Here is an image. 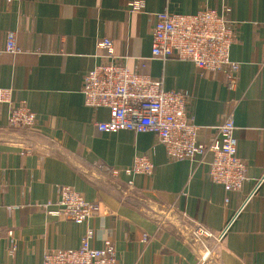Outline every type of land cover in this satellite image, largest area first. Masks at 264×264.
<instances>
[{
  "label": "crops",
  "instance_id": "0c3cea01",
  "mask_svg": "<svg viewBox=\"0 0 264 264\" xmlns=\"http://www.w3.org/2000/svg\"><path fill=\"white\" fill-rule=\"evenodd\" d=\"M128 1L0 0V88H11L13 103L24 102L37 119L33 129L9 128V108L0 109V264H40L48 249L77 248L87 228L92 247L112 243L118 264H197L202 249L189 230L200 224L219 233L233 217L219 243L205 242L211 255L204 264H264V0H145L142 11ZM204 7L229 8L236 32L229 53L240 64L232 90L221 73L150 55L157 13ZM8 31L16 53L4 50ZM102 39L112 41L114 56L128 57L130 71L186 92L198 143L210 144L212 128L233 116L237 155L247 166L240 192L209 180L210 152L168 161L153 133L96 128L108 109L84 105L80 88L105 59ZM137 155L152 164L150 176L100 170L128 167ZM60 185L97 202L95 216L75 224L50 214Z\"/></svg>",
  "mask_w": 264,
  "mask_h": 264
},
{
  "label": "built area",
  "instance_id": "2783aa9c",
  "mask_svg": "<svg viewBox=\"0 0 264 264\" xmlns=\"http://www.w3.org/2000/svg\"><path fill=\"white\" fill-rule=\"evenodd\" d=\"M145 0H129L128 9L142 11ZM229 8L221 12L214 8H201L194 14H175L164 11L156 14L151 33L150 55L162 61L169 58L191 62L200 73H221L228 90L236 87L240 64L231 60L229 49L235 40L233 22L227 20ZM4 50L8 53L19 51L15 44V32L8 31L4 40ZM112 41L102 39L97 47L104 50L105 59L83 76L81 93L83 103L94 109H108V118L97 122L101 132H117L121 129L137 132H150L165 149L169 161L192 160L210 152L207 176L214 184L222 185L226 193L240 192L246 177V163L237 155L236 139L233 136V116L227 117L212 129L214 137L210 144L197 142L198 127L188 116L189 96L186 92L164 89L159 80L147 74L132 72L125 60L128 57L113 55ZM143 65V64H142ZM11 88H0V109L9 108L7 123L9 128L33 129L37 125L35 113L24 102L13 103ZM100 170L112 178L120 173L126 176H150L153 166L146 156L134 157L128 167L117 169L100 166ZM128 185L133 182L128 180ZM257 184L249 193L238 211L254 195ZM1 190V189H0ZM57 208L49 213L58 218L64 217L75 224H82L95 216L98 204L83 198L80 192L67 185H60ZM228 198H225V203ZM234 217L225 223L219 233H213L200 224L189 230V238L201 247L199 261L204 262L211 255L205 243L212 239L219 243ZM93 230L86 229L77 248L48 249L40 264H118L114 246L104 241L102 247L90 245ZM144 241L147 236L144 235Z\"/></svg>",
  "mask_w": 264,
  "mask_h": 264
}]
</instances>
